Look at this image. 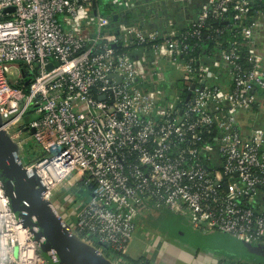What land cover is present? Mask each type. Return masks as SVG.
Masks as SVG:
<instances>
[{
  "label": "built area",
  "instance_id": "2783aa9c",
  "mask_svg": "<svg viewBox=\"0 0 264 264\" xmlns=\"http://www.w3.org/2000/svg\"><path fill=\"white\" fill-rule=\"evenodd\" d=\"M262 95L264 0H0L2 126L45 198L90 188L75 231L118 264L149 207L264 241V128L237 119ZM0 264H48L1 179Z\"/></svg>",
  "mask_w": 264,
  "mask_h": 264
},
{
  "label": "water",
  "instance_id": "95a60500",
  "mask_svg": "<svg viewBox=\"0 0 264 264\" xmlns=\"http://www.w3.org/2000/svg\"><path fill=\"white\" fill-rule=\"evenodd\" d=\"M115 13L114 17L117 18ZM53 62L48 67L51 68ZM0 114V179L12 210L28 226L39 243L48 264H118L97 244L76 232L65 219L53 200L42 194V181L38 172L29 171L20 155L21 147L2 126ZM35 128L32 127L31 131ZM184 237L197 246L208 247L214 242L225 243L221 233L205 234L196 229L179 227ZM240 251L248 250L264 259L261 244L249 245L242 239L226 241Z\"/></svg>",
  "mask_w": 264,
  "mask_h": 264
},
{
  "label": "rangeland",
  "instance_id": "374dc122",
  "mask_svg": "<svg viewBox=\"0 0 264 264\" xmlns=\"http://www.w3.org/2000/svg\"><path fill=\"white\" fill-rule=\"evenodd\" d=\"M260 100L263 105L259 107L258 110H248L246 108H241L238 111L237 119L241 123L242 131H250L253 127L264 128V95L261 96ZM33 109L34 105L32 104L30 106L31 113L29 114V117L34 115ZM41 152L42 148L39 146L38 142L34 139H31L29 142L25 143V148L21 150L20 155L22 156L23 161L25 163H28L31 162L34 157L40 155ZM90 196V188L85 184L81 185V183H76L69 187H62V189L57 190L53 196V202L60 209L61 213L65 214L68 218H73L74 221H70L72 222L71 225L73 226L74 230L75 211H77L81 204L88 200ZM74 208L75 210L71 213L70 211ZM137 224V231L135 232L134 238H132L133 241L131 242L132 249L128 251L129 254L133 255L132 257L136 259L134 261L132 259V264H142V262H144L143 264H146L147 259L149 258V252L147 253V251H145L143 255H141L140 249H144L143 247L147 246L148 243L151 245L156 241H158L159 244H161V242L167 243L168 248L163 249L165 252V257L167 259L176 261V259L179 257L182 261H186L185 264H220L221 262L222 264H238L240 261L245 263L244 260L240 259L241 257L239 255L241 254L242 258L246 259L248 264H258L252 263L254 261H258V259L252 260L256 258V256L252 252L245 250L240 251L239 254V250L235 247V245L226 243V241L229 240H234V242L235 240H237V237L229 232L212 234L219 235L222 240L225 241V243L223 244H217V242H214V244H211L208 247H199L195 245L188 238L184 237L183 235L181 236L179 232H177V229L181 226L193 229V223L190 219V216L185 213L175 212L168 207L155 209L149 207L148 210L144 211L137 217ZM93 240L95 244H97L106 254L113 257L111 248L105 247L102 243L99 242L96 237ZM245 242H247L249 245L261 244L264 247L263 240ZM179 252L180 255L178 254ZM207 252L212 253L214 259L209 260V255H206ZM220 258H222L223 260H220ZM236 258H239V260H237ZM198 260L200 262H198ZM201 260L203 262H201ZM151 264H155L154 261L151 262Z\"/></svg>",
  "mask_w": 264,
  "mask_h": 264
},
{
  "label": "crops",
  "instance_id": "0c3cea01",
  "mask_svg": "<svg viewBox=\"0 0 264 264\" xmlns=\"http://www.w3.org/2000/svg\"><path fill=\"white\" fill-rule=\"evenodd\" d=\"M72 213V212H71ZM146 215H148V214H146ZM138 227V226H137ZM136 231H137V229H136ZM134 238V237H133ZM151 240H153V239H151ZM133 241V239L131 240V242ZM168 242V241H167ZM144 249H140V251H141V255H143V253L145 252V251H147V253H148V255H149V258L147 259V262H146V264H151V262H153L154 261V263L155 264H172V263H175V264H185L186 263V261H182L179 257L176 259V261L175 260H169V259H167L166 257H165V252H164V250L163 249H167L168 248V245H167V243L166 242H161V244H159L158 243V241H156L155 243H152L151 245L148 243L147 244V246H145V247H143ZM145 248H147V249H145ZM132 249V243H131V245L129 246V249H128V251H130ZM161 253V254H160ZM128 254H129V252H128ZM138 254V253H137ZM179 255H180V252L178 253ZM130 256H133V255H131V254H129ZM156 255V256H155ZM206 255H209L208 256V258H209V260H212V259H214V256H213V254L212 253H210V252H207V254ZM154 256H155V258H154ZM161 258V259H160ZM139 259V258H138ZM154 259V260H153ZM205 259H207V258H205ZM144 261H146V260H144ZM157 262V263H156ZM198 262H200L199 260H198ZM201 262H203L202 260H201ZM130 264H132V262L130 263ZM191 264V263H190Z\"/></svg>",
  "mask_w": 264,
  "mask_h": 264
},
{
  "label": "trees",
  "instance_id": "16d2710c",
  "mask_svg": "<svg viewBox=\"0 0 264 264\" xmlns=\"http://www.w3.org/2000/svg\"><path fill=\"white\" fill-rule=\"evenodd\" d=\"M191 7H197V4H196V2H194L193 4H192V6ZM208 22H210L211 24H215V25H217L218 23H221L222 22V20L221 19H214V18H209V20H208ZM206 29V28H205ZM207 30V29H206ZM230 31V30H229ZM231 35H233L232 34V31L231 32H229L228 34H224L223 36L221 35V36H219V35H215V38L214 39H210V46L211 47H215L216 46V44H217V42H220L219 43V45H222V43H224V44H226L227 42H226V40L228 39V37L229 36H231ZM30 114V113H29ZM29 114H27L26 116H25V121L26 120H28L29 119ZM105 247H107V248H109V246L108 245H106V244H103ZM200 247V246H199ZM126 257L130 260V262H132V259H133V261L134 260H136V259H134L132 256H130L128 253L126 254ZM222 258H220V260H221ZM223 260V259H222ZM237 262V261H236ZM247 261H245V263H246ZM144 262H142V264H143ZM244 262H239L238 264H245ZM252 263H258V264H264V262L263 261H254V262H252ZM220 264H222V262L220 263ZM246 264H248V262L246 263Z\"/></svg>",
  "mask_w": 264,
  "mask_h": 264
},
{
  "label": "flooded vegetation",
  "instance_id": "af4514ba",
  "mask_svg": "<svg viewBox=\"0 0 264 264\" xmlns=\"http://www.w3.org/2000/svg\"><path fill=\"white\" fill-rule=\"evenodd\" d=\"M182 227V226H181ZM184 228H186V227H184ZM178 232V231H177ZM179 234L182 236L183 234L181 233V232H179ZM250 252V251H249ZM240 254V253H239ZM254 254V253H253ZM255 255V254H254ZM241 258L240 259H242V260H244V261H247L246 259H243L242 258V254L241 255H239ZM256 256V255H255ZM260 257H262V256H260V255H258V256H256V258H254V259H252V260H257L258 259V261H263L264 262V259H261L260 260ZM237 260H239V258H236ZM251 260V261H252Z\"/></svg>",
  "mask_w": 264,
  "mask_h": 264
}]
</instances>
